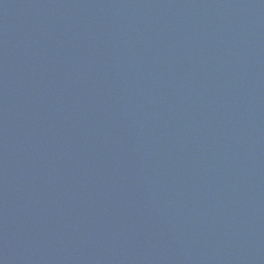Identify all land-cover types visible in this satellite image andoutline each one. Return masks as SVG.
I'll return each instance as SVG.
<instances>
[{"label": "water", "instance_id": "water-1", "mask_svg": "<svg viewBox=\"0 0 264 264\" xmlns=\"http://www.w3.org/2000/svg\"><path fill=\"white\" fill-rule=\"evenodd\" d=\"M197 264H264V0H171Z\"/></svg>", "mask_w": 264, "mask_h": 264}]
</instances>
